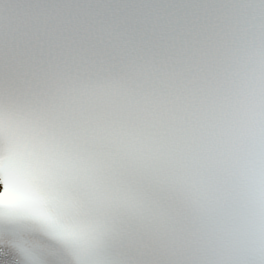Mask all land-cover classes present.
<instances>
[{
	"label": "snow or ice",
	"instance_id": "snow-or-ice-1",
	"mask_svg": "<svg viewBox=\"0 0 264 264\" xmlns=\"http://www.w3.org/2000/svg\"><path fill=\"white\" fill-rule=\"evenodd\" d=\"M0 264H264V0H0Z\"/></svg>",
	"mask_w": 264,
	"mask_h": 264
}]
</instances>
